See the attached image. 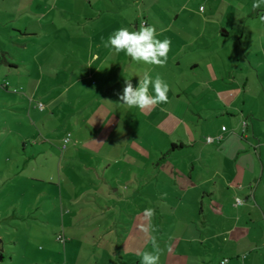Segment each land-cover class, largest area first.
<instances>
[{"label":"crops","instance_id":"obj_1","mask_svg":"<svg viewBox=\"0 0 264 264\" xmlns=\"http://www.w3.org/2000/svg\"><path fill=\"white\" fill-rule=\"evenodd\" d=\"M61 1L68 0H0L4 10L9 4L5 13L8 22L33 11L30 19L20 24L25 36L37 37L44 27L50 26L55 35L62 32L64 38L60 43L66 50H74L76 45L82 50L79 56L83 65L89 67L82 77H68L65 88L62 86L55 91L51 88L48 102L49 111L53 113V105L62 100L60 105L69 107L73 119L68 126L78 130L73 146L69 147L68 143L63 148V138L57 143L62 151L63 168L78 178L74 187L70 185L66 189L69 196L66 203L87 211L81 221L88 223L86 227L93 226L88 235L93 238L99 232L94 227L107 223L105 230L108 227L109 232L96 238L104 240L116 234L118 241L133 240L145 250L150 241L138 230L144 223L142 214L151 207L155 194H160L162 202L175 205L176 211H184L187 218L183 214L181 220L194 229L189 242L199 244V248L214 255L215 263L212 259L210 264H221L225 260L228 264H264V111L259 113L255 108H247L250 98L245 83L248 81L243 76L239 80L229 76L225 64L226 60L238 61L252 51L258 63L264 64V20H261L264 5L253 9L254 0H230L233 11L226 15L227 22H216L213 12L194 15L185 8L187 2L197 0H167L170 6L162 15L150 13L156 0H98L102 7L100 14L94 17L95 22L99 24L108 17L111 27L116 26L108 30L109 36L121 27L130 31L139 29L140 16L130 15L126 10L122 15L119 9L122 3L137 9L140 3L148 1L149 13H142L145 25L156 28L157 39L171 41L165 66L146 65L153 78L158 74L168 83L169 103L141 111L119 106L118 94L123 93L125 80H131L135 88L142 78L130 70L123 71L125 66L133 67V61L123 53H113V61L106 59L105 48H100L103 42H94L88 35L92 30L100 35L105 33L104 29L86 27L89 29L85 28L81 35L74 32L72 23L66 26L65 10L57 6ZM43 2L54 5V12L45 21L42 19ZM112 8L116 9L117 16L109 12L114 11ZM79 15L76 29H80ZM57 18H62L59 27ZM109 36H105V41ZM226 42L231 46L232 55L227 54L225 60ZM97 47L103 50V55L94 52ZM93 64H96L94 69ZM7 66L18 70L20 65L8 62ZM97 73H101V77H95ZM260 84L264 95V79ZM203 87L212 96L211 109L201 106V99L205 98ZM192 102L198 106H187ZM206 111L213 116L210 118L215 125L212 134L221 137L217 143H207L200 138L198 128L192 126L201 122L202 130V121L209 118L202 117V112ZM243 120L248 126L239 136L241 139H236L233 136L241 129ZM21 141L23 155L28 153L24 147L27 141L33 142L31 146L38 145L24 136ZM40 142L45 147L43 151L55 143L48 138ZM235 185L241 189H235ZM236 197L243 200V205L232 208ZM138 202L144 207L140 221L137 220L139 214L132 215L130 229H125L124 234L115 230L116 221L112 216L115 210L125 206L126 211L132 212ZM168 215L171 219L166 217V226L179 218L175 212ZM250 225H256L260 231L253 238L248 234Z\"/></svg>","mask_w":264,"mask_h":264},{"label":"rangeland","instance_id":"obj_2","mask_svg":"<svg viewBox=\"0 0 264 264\" xmlns=\"http://www.w3.org/2000/svg\"><path fill=\"white\" fill-rule=\"evenodd\" d=\"M232 1L197 0L187 2L185 8L194 15L213 12L216 22H227L226 15L233 11L230 7ZM170 2L174 5L172 1ZM241 3L245 4V2ZM109 4L114 7L112 2ZM7 5L9 7L8 3ZM149 5L150 3L146 1L140 3L135 9L132 5L122 3L119 9L123 14L126 10L130 15H139L140 27L141 22L146 23L145 17L142 18V13H149L147 12ZM152 5L150 13L155 15H162L170 6L167 0H156ZM43 6L45 15L42 19L45 21L50 19L54 12L52 8L54 5L50 2H43ZM57 6L65 10L63 17L67 18L66 26L69 27L72 23L76 33L81 32L80 34L83 35L86 27H92L95 30L98 29L97 27L104 29L105 33L100 35H97L94 30L88 33L94 42H104L105 36H109L108 30L116 28L114 24L111 27L108 17L102 19L99 24L95 22L94 17L100 14V7H102L98 0L61 1ZM233 6H235L234 3ZM8 7L4 10L0 2V264H140L141 254L145 251H152L151 243L145 250H142L140 243L133 240L122 243L118 241L119 237L116 234L104 240L96 238L109 232L108 227L105 230L107 223L104 226H95L94 229H99V232L92 238V235H88V231L92 230L93 226L86 227L88 223L81 221L87 211L80 209L78 205L71 204V206L66 203L69 199L66 189H69L70 185L74 187L75 182L78 183V178L63 168L60 162L62 151L57 142L61 138L68 137L70 145L67 144L69 147L73 146L78 130L68 126L73 119L69 107L60 105L62 100L53 105V113L49 111L48 102L51 98V88L52 91L62 86L65 88L66 82H69L68 77H82L87 72L89 67L83 65L79 56L82 50L78 49L77 45L74 46V50H66V46L60 43L64 35L62 32L59 33L60 35H55L57 33L50 26L44 27L37 37L25 36L20 24L23 20L30 19L33 11L26 12L27 14L21 13L23 14L21 17L8 22L5 18ZM35 7L34 5L31 8L34 10ZM112 9L114 11L109 12L117 16L116 9ZM77 15L81 19L80 29H76L79 22ZM61 20L56 19L58 27ZM63 21L65 24L64 19ZM242 43L246 44V41ZM226 44V50L223 52L225 60L227 54L232 55L231 46H228L229 42ZM103 50L106 51V59L113 61L115 58L113 53L106 48ZM103 50L97 47L94 52L102 53ZM258 61L257 55L252 51L244 58L241 56L238 61L236 59L226 60L225 64L226 70H229V76L236 77L237 80L242 76L247 79L245 87L250 98L246 102L247 108H255V112L262 111L263 113L264 95L260 81L264 79V64L261 65ZM8 62L19 64V69L10 70L7 66ZM136 64L133 62V67L125 66L123 71L127 69L135 72L137 77H143L145 72H149L145 64L138 63V66ZM95 65L93 64L91 68L94 69ZM100 74L97 73L95 77H101L102 74ZM201 78L205 80L207 77ZM203 92H205L203 96L205 98L201 99V106L211 109L212 96L206 92L205 87H203ZM194 100L193 98L192 101ZM197 101L198 99L195 102ZM193 103L187 106L193 108ZM38 104H42V110ZM193 106L197 107L198 104L195 103ZM202 117L208 119L202 121V130L201 122L192 125L198 128L200 138L205 140L207 137L217 138L212 134L215 127L213 120L210 119L213 118L212 113L202 112ZM241 134V129H239L233 137L241 139L239 137ZM23 136L31 142L35 140L38 143L36 146H31L33 142L29 144L27 141L24 146L28 152L27 155L22 153L21 138ZM46 138L55 143L43 151L45 147L40 144V141ZM61 145L63 147V141ZM234 187L237 190L241 189L239 185ZM259 196L260 194L258 195L260 200ZM161 198L160 194H155L154 201L150 203L151 208L155 209L154 226L158 229L155 235L163 250L159 264H210L212 259L215 263L216 259L211 252L205 248H199L200 245L195 242H189L194 236V229L190 227V223L186 226L184 220H181L180 216L183 214L187 218L184 211L174 210L175 205L162 202ZM237 198L234 199V204H231L232 208L243 205H237ZM239 200L243 203L240 197ZM143 209V205L138 202L132 212L131 210L126 211L125 206L115 210L116 214L112 215L116 221L115 230H120L119 232L124 234L125 229L131 228L129 225V222L133 221L131 216L139 214L137 219L139 222ZM173 212L177 213L179 218L176 217L174 222L171 220L169 226H166L168 223L166 217L171 219L168 214ZM103 228V232L100 233ZM249 228L248 234L252 238L260 233L256 225L252 227L250 225ZM60 235L63 236L64 242L58 241Z\"/></svg>","mask_w":264,"mask_h":264},{"label":"clouds","instance_id":"obj_3","mask_svg":"<svg viewBox=\"0 0 264 264\" xmlns=\"http://www.w3.org/2000/svg\"><path fill=\"white\" fill-rule=\"evenodd\" d=\"M262 5H264V0H254L252 8L258 9ZM261 20H264V16L261 17ZM156 37V28L151 25L142 24L136 31L121 27L103 42V47L117 55L123 53L135 63L163 67L168 60L171 41L167 38L161 41ZM169 90L168 83L160 75L157 74L153 78L148 72H145L135 88L131 80H125L123 93L118 94L121 102L119 106L144 111L160 104H167L169 103L167 95ZM237 199L239 201V198ZM142 215L144 223L139 226L138 230L150 241L152 251H145L141 254L140 264H159L163 250L155 235L158 229L152 224L155 209L146 208ZM169 251H171L170 248ZM222 264H228L227 260L223 261Z\"/></svg>","mask_w":264,"mask_h":264},{"label":"built area","instance_id":"obj_4","mask_svg":"<svg viewBox=\"0 0 264 264\" xmlns=\"http://www.w3.org/2000/svg\"><path fill=\"white\" fill-rule=\"evenodd\" d=\"M38 107L40 108V110L43 109L42 104H38ZM247 126H248L247 121L243 120V121L241 122V132H242V133H244V132L246 131ZM220 140H221V137H217V138H209V137H207V138H206V142H207V143H217V142H219ZM68 142H69L68 137L63 139V148L65 147L64 144H67ZM241 204H242V202H241L240 200L238 201V199H237V205H241ZM58 241H59V242H64V238H63L62 235L58 236ZM221 264H222V263H221Z\"/></svg>","mask_w":264,"mask_h":264},{"label":"trees","instance_id":"obj_5","mask_svg":"<svg viewBox=\"0 0 264 264\" xmlns=\"http://www.w3.org/2000/svg\"><path fill=\"white\" fill-rule=\"evenodd\" d=\"M162 159V158H161Z\"/></svg>","mask_w":264,"mask_h":264}]
</instances>
